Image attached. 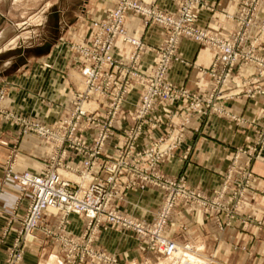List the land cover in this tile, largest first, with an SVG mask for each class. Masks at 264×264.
<instances>
[{"label":"crops","instance_id":"crops-1","mask_svg":"<svg viewBox=\"0 0 264 264\" xmlns=\"http://www.w3.org/2000/svg\"><path fill=\"white\" fill-rule=\"evenodd\" d=\"M141 1L146 3L151 0ZM205 1L209 7L200 9L197 23L216 33L230 30L232 21L226 14L234 12L237 0ZM5 4L4 8H0V83H5L9 91L6 104L50 125L61 115L64 107L70 104L78 87L75 58L63 40L86 36L89 28L83 25L86 22L84 18L101 17L112 2L5 0ZM155 4L163 11L171 12L175 9L174 0H155ZM125 30L130 36L141 38L150 47L158 45L163 39L158 27L143 30L140 21L133 15L126 16ZM128 52V44L119 38L114 41L115 58L126 59ZM178 53L181 59L171 63L167 79L177 86L206 92L210 88L211 78L205 71L212 50L192 40L182 39ZM152 60L150 49L142 51L137 63L139 70L148 72ZM246 73H250V68ZM138 84L133 83L123 97L115 125L103 147L106 155L113 154L120 134L132 122L131 114L140 90ZM224 104L231 114L241 116L246 121H255L260 117L258 108L262 103L257 98L239 95ZM16 129L15 125L0 122V141L6 142L5 145L0 144V264L4 263L5 248L13 237L12 230L3 235V229L9 220L11 228L17 225L24 204L17 185L3 176L6 153L10 145L17 142L18 154L14 169L36 173L42 165L44 149L51 148L32 133H25L15 140ZM143 129L145 131L140 136L141 143L162 132L164 127L160 125L150 129L145 125ZM92 132L91 129L84 130L83 139L89 141ZM250 134L251 129L247 124L237 125L228 117L216 114L194 117L185 130L184 141L176 150L174 159L165 163L163 170L170 175L182 173L189 186L210 194L217 187L232 150L249 140ZM188 144V157L182 162L176 161V156ZM252 168L257 177L255 187L246 193L241 211L259 216L262 220L259 226L256 222L245 225L233 223L232 226L218 230L211 216L203 214L194 205L178 204L167 220L164 233L178 242H190L202 255L210 254L218 262L264 264V214H259L264 205V162L257 160ZM161 199L162 193L149 187L143 191H130L115 203V207L135 219L149 220ZM56 220L52 213L46 211L40 224L53 228ZM66 228L71 233H78L83 228V221L71 215ZM95 244L113 251L118 261L125 264H137L145 259L143 248L128 233L106 229L98 234ZM40 260L46 264H60L56 245H47L40 230H36L33 241L24 249L20 264H35Z\"/></svg>","mask_w":264,"mask_h":264},{"label":"rangeland","instance_id":"rangeland-1","mask_svg":"<svg viewBox=\"0 0 264 264\" xmlns=\"http://www.w3.org/2000/svg\"><path fill=\"white\" fill-rule=\"evenodd\" d=\"M120 1L121 0H111V6L107 8L105 13L99 18H84L86 22L85 24L83 23V25H87L89 28L86 36L80 38L79 36L77 38L69 37L63 40V43L66 45L69 53H71L75 58L78 87L73 93L70 104L64 107L63 112L55 120V122L50 125L41 123L30 117V115L24 114L23 112L7 105L6 98L9 96V91L7 90L6 84L2 82L0 83V122H7L8 124H12L17 127L15 140L25 133H32L35 135L34 132H25L22 131L23 129H51V132L54 133V137L49 138L44 137L42 139L38 136L39 139H42L48 146H51V148L48 150L44 149L41 161L42 165L40 170L36 172L37 174H43L45 171L50 169L65 170L64 167L68 166V168H70L71 171H74L76 175H81L82 170H84V162L86 160L93 159L91 156V152L93 151L91 146L93 138L97 136L101 129H106V141L115 125L120 104L124 95L133 83H139L140 90L138 101L131 114L132 122L129 126L124 128L123 132L120 134L121 137L118 143L115 144L116 146L113 149V154L106 155L104 153V141L99 154H96L93 159L95 163L92 166L91 173L95 177L97 176L99 178L103 176L102 169L104 165L102 163H104V161L114 163L116 160H124L128 163L127 165H122L124 171L121 181L119 182L120 186L118 187L120 196L112 198L109 201L108 207L116 212H119L125 217L149 226L155 221L157 213L161 210V206L164 204L169 194L172 193L180 195L181 192L179 190L182 189L186 194L190 195L191 198L177 196L174 199L171 210L165 219L162 232L165 237L177 242L178 244H189L190 242H178L164 233L167 220L171 215L172 210L178 204L194 205L203 214L211 216L218 230L232 226L233 223L245 225V223L250 224L251 222H256L257 226H259L262 221L259 219L260 217H257L249 212L242 213L241 208L243 209L244 207V197L246 193L255 187L257 177L252 168L253 163L257 160L264 162V0H254L252 16L248 21L250 26L246 28H244L243 23H238L236 21V17L244 1L237 0L234 12L226 14V17L232 21V28L224 33H216L208 29L207 26L199 25L197 23V19L200 9L208 8L209 6L205 0H198L195 4H193L192 6H194L193 10L195 12L196 19L191 22L184 21V29H188V27L192 26L196 29H205L206 31L214 34L216 37L222 39L224 42L226 40H235L236 42L240 40L235 46V59L233 62L223 60L221 56L216 54V49L213 46L207 44L206 42L198 41L192 35L185 33L176 35L172 46V55L168 58L169 61L166 69L167 71L164 74V79H166V81H168L172 86L173 91L171 97L168 99H161L162 96L157 97L155 95V97H153V104L144 114L140 109L141 106L144 107V105H142L141 98L145 91V86L147 85L146 81L150 78V75H152L154 66L156 65V50L160 46H166V42L170 35L174 33L173 28L165 29L156 23H148L149 21L145 22V18L143 16L131 10H127L123 13L122 20V27L125 35L132 37L125 30V18L127 15H133L138 18L143 30L152 26L158 27L163 34L162 41L158 45L150 47L146 46L141 38H138L142 46L141 49L137 51L138 57L137 60H135L136 62L134 61L130 63L128 59L135 49L130 43L124 41L122 36L115 37L111 47V64L108 69H105V71L109 73V83L103 94L100 93L101 87L104 84L101 74L96 77V80L89 82L87 86L83 83V77L79 75L80 70L84 67V65H86L84 64L85 62L79 50L80 46L86 47L91 44L92 39H94L97 36V33H99V29L95 31L93 26H95L96 23L106 20L108 18L107 15L116 9ZM132 1L142 5H150L156 10L171 16H179V12L182 10L181 7L189 0H174L175 9L171 12L163 11L158 8L155 4V0H151L146 3L141 0ZM4 5H6L5 0H0V8H4ZM184 16L185 14H182L181 18H184ZM118 38L123 43L129 45V52L126 59H117L113 55L114 41ZM182 39L192 40L200 45L208 46L212 50V57L205 71L211 78L210 88L206 92L192 91L184 86H177L167 79L171 63L176 60L180 61L181 59L178 53V46ZM145 49H150L152 51L153 60L149 71L143 73L139 70L137 63L141 52ZM135 54L136 52H134V55ZM88 63L89 61L87 64ZM91 64L90 68H92ZM124 64L125 66L129 64L130 68H128L127 71H130L131 69L132 74H127L126 76L121 98H119L118 101H113L111 98L114 96L115 89L118 87L119 93H121L122 90L121 84L123 82V78H121V72L124 70ZM249 68L250 73H246ZM239 95H243L245 98H257L261 101L262 106L258 108L260 117L257 120L246 121L241 116L233 115L228 111V109H226L224 103ZM155 111H159L160 113L157 114ZM155 113L158 117L155 116ZM212 114L228 117V119L232 120L237 125L247 124L251 129V134L249 136V140L244 142L242 145L236 146L232 150L225 171L222 173L217 187L212 190V193L207 194L196 187L189 186L182 173L170 175L169 173H166L163 168L165 163L174 159L175 152L184 141L185 130L189 126L192 119L194 117H204ZM145 125L150 129L162 125L164 129H162V132L157 135L151 136V138L149 137L147 142L141 143L140 136L143 131H145V129H143ZM88 129L93 131L89 141L83 139V131ZM60 139L61 141H58ZM73 141H78L80 144L85 145L86 148H76V146L72 143ZM0 144L5 145L6 142L0 141ZM189 151L190 144L184 147L182 153L177 155L175 160L182 162L188 157ZM147 152H150L151 154L152 163L149 162L146 155ZM134 153L137 154L135 157ZM17 154V142H15L10 145L4 159V162H9L11 164L14 171H16L14 169V163L17 158ZM65 172L66 171H62V174ZM76 175L74 176L76 177ZM70 179L74 180V178ZM76 185L78 184H74L75 188H77ZM149 187L162 193L161 202L156 208L151 219H135L128 213L115 207V203L121 201L130 191H143ZM19 192L21 198L23 199L22 201L24 202L20 209L22 211L28 203V193H23L20 190ZM191 192H198L201 196L207 199L217 198L219 199L217 201H220L222 205L218 209L210 208V205L208 204L202 206L199 202L192 198ZM259 214H264V205ZM71 215H74L83 221V228L78 233H71L66 228L68 218ZM54 216L57 220L53 228L41 226L40 220L36 230H40L44 239L47 241V245H56L57 253L60 258V264H87L88 262L91 264H125L118 261L113 251H108L95 244L98 234L106 229H112L118 233H128L138 241L139 247L143 248L145 252L143 256L145 259L138 261L137 264H154V262L156 264H172L171 261L165 259L158 252L151 249L148 244L147 237L138 236L130 228H123L115 223L106 221L96 225L97 227L95 228L89 243L94 252H101L103 254L104 258L102 260L87 255L85 250L78 248V246H74L72 251H65V247L62 246L61 237H68L79 242L83 241V238L86 237V235H82L86 230L87 221L78 215L69 214L65 221L60 223L59 217L55 213ZM86 232L89 233L90 231L87 230ZM32 241L33 236L30 242ZM30 242L25 244L23 252L26 245ZM189 245H191V247L193 246L191 243ZM192 250L194 252L191 253H187L182 250L180 252L182 254L180 255L183 257V253H185L184 257L193 258L192 261L196 264H225L216 261L210 254L204 253L202 255L196 247L192 248ZM67 254L69 257H65ZM20 263L21 261L16 264ZM35 264L46 263H44L43 260H40V262H36Z\"/></svg>","mask_w":264,"mask_h":264},{"label":"built area","instance_id":"built-area-1","mask_svg":"<svg viewBox=\"0 0 264 264\" xmlns=\"http://www.w3.org/2000/svg\"><path fill=\"white\" fill-rule=\"evenodd\" d=\"M197 1L198 0H189L185 3L181 7L183 11L180 10L179 16L177 15V17L158 11L150 5H142L132 0H121L116 9L107 15L108 18L106 20L96 23L95 26H93L95 31L99 29V33H97V36L95 35L96 37L92 39L91 44L86 47L80 46L79 48L82 54L81 56L85 62L84 64H86L80 70V75L83 77V83L87 86L89 82L96 80V77L101 74L104 84L101 87L100 93L103 94V92L106 91L109 83V73L105 71V69H108L111 64V47L115 37L122 36V39L130 43L135 49L128 59L129 62L132 63L137 60V51L141 49L142 44L138 38L125 35L122 27L123 13L127 10H131L143 16L145 22L149 21L148 23H156L165 29H174V33L170 35L166 42V46H160L156 50V65L154 66L152 75H150V78L146 81L147 85L145 86V91L141 98L144 107L141 106L140 109L143 114L153 104V97H155V95L157 97L162 96L161 99H168L171 97L173 91L172 86L166 81V79H164V74L167 71L168 58L172 55L171 51L176 35L180 33L192 35L198 41L206 42L213 46L216 49V54L221 56L223 60L233 62L236 55L235 46L240 40L237 42L235 40H226L224 42L222 39L216 37L205 29H196L193 28V26L184 29V21L191 22L196 19L193 10L194 6L192 5ZM253 3L254 0H244L236 17V21L238 23H243L244 28L250 26L248 21L252 16ZM182 14H185L184 18H181ZM134 52H136L135 55ZM88 61L89 63L87 64ZM90 64L92 68H90ZM128 68H130L129 64L126 66L124 64V70L121 72V78H123L121 84L122 90L121 93H119V88L117 87L115 89L114 96L111 98L113 101H118L122 96L126 76L127 74H132L131 69L130 71H127ZM22 131H32L42 139L44 137H54V133L51 132V129H23ZM106 136V129H101L97 136L93 138V143L91 145L93 148V151L91 152L93 159L96 154H99ZM58 141H61V139ZM72 143L76 148H86L85 145L80 144L78 141H73ZM134 154L135 157L137 154ZM146 155L149 162L152 163L153 161L150 152H147ZM93 159L84 162V170H82L81 175H76L74 171H71V169L68 168V166L64 167L65 170L50 169L43 174L31 173L26 170L17 172L13 170V167H11L9 162H4L3 176L14 181L21 192L28 193V203L26 207L22 209L17 225L11 228V220H9L6 227L3 229V235L11 230L13 232V237L5 248L3 264H16L21 261L25 244L30 242L33 232L38 228V222L41 220L43 213L48 210H51L53 215L55 213L59 217L60 223L64 222L69 214L78 215L87 221L86 230L82 235H86V237L83 238V241L79 242L68 237H61L62 246L65 247V251H72L74 246H78V248L85 250L87 255L102 260L104 258L103 254L101 252H94L89 243L94 230L97 227L96 225L104 221L115 223L123 228H130L138 236L147 237L151 249L164 257H171V253L178 245L186 251L192 250L191 245L187 243L178 244L165 237L162 233L165 219L171 210L174 199L177 196L191 198L190 195L186 194L182 189L179 190L181 192L180 195L169 194L164 204L161 206V210L157 213L155 221L152 225L146 226L143 223L125 217L108 207L109 201L112 198L120 196L118 187L120 186L119 182L121 181L124 171L122 165H127V161L116 160L114 163L104 161V163H102L104 165L102 169L103 176L99 178L91 173L92 166L95 163ZM62 171L76 175L77 180L74 181L70 179L62 174ZM75 183L78 184L76 185L77 188L74 186ZM191 194L192 198L202 206L208 204L210 205V208L218 209L222 205L220 201H217L219 200L217 198L207 199L201 196L198 192H191ZM87 230L90 232L87 233ZM69 256L68 254L65 255V257ZM181 264L192 263L187 261Z\"/></svg>","mask_w":264,"mask_h":264},{"label":"bare ground","instance_id":"bare-ground-1","mask_svg":"<svg viewBox=\"0 0 264 264\" xmlns=\"http://www.w3.org/2000/svg\"><path fill=\"white\" fill-rule=\"evenodd\" d=\"M80 75V74H79ZM90 102V101H89ZM83 104V103H82ZM83 108V107H82ZM64 175H66L67 177H69V178H74V180H76V177L74 176V174H70V173H64ZM49 212H51L52 213V211L51 210H48ZM177 243V242H176ZM181 244V243H180ZM183 244V243H182ZM190 244V243H189ZM192 248H194L193 246H192ZM184 251V252H187V253H191V252H194L193 250H191V251H186V250H184V249H182V248H180V246L178 245L177 246V248L175 249V250H173V252L171 253V257H164L165 259H167V260H169V261H171V263L172 264H181V263H183V262H190V263H192V264H196L194 261H192L193 260V258H191V257H184V255H185V253H183V257L180 255V254H182V253H180L181 251Z\"/></svg>","mask_w":264,"mask_h":264}]
</instances>
